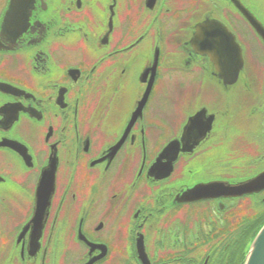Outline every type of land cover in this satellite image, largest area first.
<instances>
[{
	"label": "flooded vegetation",
	"instance_id": "af4514ba",
	"mask_svg": "<svg viewBox=\"0 0 264 264\" xmlns=\"http://www.w3.org/2000/svg\"><path fill=\"white\" fill-rule=\"evenodd\" d=\"M247 15L264 29V0H0V264H242L264 189L182 195L264 172V42ZM211 23L244 69L262 65L247 103L246 70L226 84L191 46ZM171 72L213 104L182 105L176 119L163 98L153 105ZM170 144L176 159L150 176ZM52 168L38 232L36 189Z\"/></svg>",
	"mask_w": 264,
	"mask_h": 264
},
{
	"label": "water",
	"instance_id": "95a60500",
	"mask_svg": "<svg viewBox=\"0 0 264 264\" xmlns=\"http://www.w3.org/2000/svg\"><path fill=\"white\" fill-rule=\"evenodd\" d=\"M246 17L251 23L253 29H255V31L264 42V29L257 23V21L253 17H249V15H247ZM196 31H198V33L197 35H194L191 43L192 48L197 52L201 51L205 53L209 57L213 68L219 72L220 78L225 81L226 84H233L238 78L239 72L243 68L241 49L235 42L234 37L230 33H228L222 25L219 24H212L210 28H207L204 24L202 28H197ZM204 34H207L209 36V42L206 47H201L198 43L195 42V37ZM199 48L203 49L199 51ZM156 67L157 60L155 58L152 67L148 71L150 74L148 87L144 92V96L141 99L140 104L138 105V113L141 112L145 101L147 100V97L149 96V93L151 91L156 74ZM203 113L204 112L202 111L199 114L195 115L193 118L201 117ZM136 115L137 114L135 112V115H133V117ZM182 142L185 146V139H182ZM172 145L173 144H170L167 148H165L160 157L156 160L153 168L149 173L150 176H153L155 178H162L165 170L163 160H166V162L171 165L172 162L176 159L177 151L172 152L173 156H168L170 147ZM183 151H185L184 147ZM52 178L53 168L43 174L36 190L34 214L31 220V224L37 227L38 232H40L41 226L43 225L46 218V210L49 206L52 196ZM262 189H264V172L247 182L235 186L227 184L199 185L191 190L186 191L182 195V199H184L185 201H192L197 199L223 196L226 194L229 196L237 197L246 194H252ZM243 264H264V223L258 228L254 236L250 239L245 250V258Z\"/></svg>",
	"mask_w": 264,
	"mask_h": 264
},
{
	"label": "rangeland",
	"instance_id": "374dc122",
	"mask_svg": "<svg viewBox=\"0 0 264 264\" xmlns=\"http://www.w3.org/2000/svg\"><path fill=\"white\" fill-rule=\"evenodd\" d=\"M180 1V0H179ZM180 4V2H179ZM249 64L245 67L244 70L249 74L248 78L245 77V82H249L251 84V90H256L258 88L259 74L261 72L262 65H259L257 61H248ZM187 77L183 75H179L176 72H171L167 74H163L161 80L158 82L157 87L155 89V98L153 101V105H158V99L163 98V104L168 109L167 114L169 117L173 116V119L180 117V109L182 105H212L215 101V97L212 95H207L204 98L195 96V92L189 90L187 83ZM250 90V92H251ZM243 93L240 92L239 104L247 103L248 100H252L253 93ZM236 95V93L234 94ZM163 96V97H162ZM246 98H244V97ZM234 101V100H233ZM179 115V116H178Z\"/></svg>",
	"mask_w": 264,
	"mask_h": 264
},
{
	"label": "snow or ice",
	"instance_id": "6c2138e0",
	"mask_svg": "<svg viewBox=\"0 0 264 264\" xmlns=\"http://www.w3.org/2000/svg\"><path fill=\"white\" fill-rule=\"evenodd\" d=\"M195 42L198 43L201 47H206L209 42V36L207 34L198 35L195 37Z\"/></svg>",
	"mask_w": 264,
	"mask_h": 264
}]
</instances>
